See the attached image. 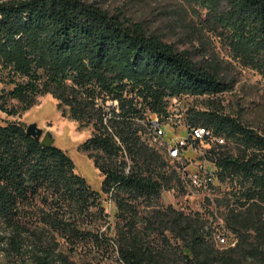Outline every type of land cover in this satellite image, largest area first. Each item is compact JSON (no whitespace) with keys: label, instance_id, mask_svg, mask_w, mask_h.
<instances>
[{"label":"trees","instance_id":"1","mask_svg":"<svg viewBox=\"0 0 264 264\" xmlns=\"http://www.w3.org/2000/svg\"><path fill=\"white\" fill-rule=\"evenodd\" d=\"M179 1L181 21L187 7L206 9L202 27L264 73V0ZM233 60L92 1L0 0V110L21 116L51 94L62 115L93 128L81 149L103 177L94 189L66 149L20 120L0 122V264H264V122L215 99L237 83ZM183 95H208L187 123L225 137L208 152L214 195L202 212L162 201L186 192L187 178L146 138L152 115Z\"/></svg>","mask_w":264,"mask_h":264},{"label":"rangeland","instance_id":"2","mask_svg":"<svg viewBox=\"0 0 264 264\" xmlns=\"http://www.w3.org/2000/svg\"><path fill=\"white\" fill-rule=\"evenodd\" d=\"M100 6L115 11L123 10L126 14L137 21H143L152 31L160 34L168 41L176 42L182 46H195L206 49L207 55L214 61L226 62L233 60L231 55L223 47L221 38L202 27L201 18H204L206 9L194 11L187 7L188 14L184 21L180 20L182 9L179 0H87ZM197 28V33H193ZM231 74L237 78L233 89L219 94L215 99L225 107L228 113L243 112L248 122L259 124L264 122V73L251 67H246L233 60L230 66ZM0 81V89L3 87ZM57 99L51 94L41 96L37 104L24 111L21 116H9L0 110V122L5 120H20L26 127L32 122H37L43 128L44 133L51 131L55 137V144L66 149L76 163L77 171L87 178L91 186L101 190L102 174L95 166L93 159L81 149V144L92 135L93 128L83 126L78 121L62 115L57 106ZM209 102L208 95L192 96L183 95L177 100H172L171 111L175 118L187 121L186 115L189 108L204 110ZM163 125L171 131V125L163 120ZM176 129V128H175ZM182 128L176 129V132ZM211 144L201 143V149H207L206 153L198 154L194 151L187 153L191 156L189 170L194 172L200 165L213 166L209 157ZM170 160V159H169ZM175 166L171 159L169 162ZM213 195V194H212ZM103 204L114 224L116 205L105 193L102 195ZM207 191L195 190V193L184 192L179 189H168L162 194V201L165 204H172L177 208L185 210L204 211L207 205Z\"/></svg>","mask_w":264,"mask_h":264},{"label":"built area","instance_id":"3","mask_svg":"<svg viewBox=\"0 0 264 264\" xmlns=\"http://www.w3.org/2000/svg\"><path fill=\"white\" fill-rule=\"evenodd\" d=\"M179 98L174 96L171 98V101ZM169 109L171 110L170 107ZM163 120L172 124L170 127L171 131L163 125ZM175 128H182V131L176 132ZM146 138L149 144L158 149L165 157L167 149L171 148L172 145H186L188 147V153L194 151L198 154H204L207 152V149H201V143L207 142L208 145L211 144L210 149L213 145L225 143V137L217 134L213 129L197 124H188L187 121H181L175 118L173 111L166 117L153 114L151 128ZM190 162L191 156L187 155L181 159L180 163H174L187 178V191L195 193V190L200 188L206 190L208 196H213L212 186L215 183L214 172L209 170L208 166L204 164L200 165L194 172H191L188 168Z\"/></svg>","mask_w":264,"mask_h":264},{"label":"water","instance_id":"4","mask_svg":"<svg viewBox=\"0 0 264 264\" xmlns=\"http://www.w3.org/2000/svg\"><path fill=\"white\" fill-rule=\"evenodd\" d=\"M27 132L41 139L42 143L49 146L55 144V137L51 131L44 133L43 128L38 126L37 122H32L27 125Z\"/></svg>","mask_w":264,"mask_h":264},{"label":"bare ground","instance_id":"5","mask_svg":"<svg viewBox=\"0 0 264 264\" xmlns=\"http://www.w3.org/2000/svg\"><path fill=\"white\" fill-rule=\"evenodd\" d=\"M187 153L188 147L186 145H172L166 151V158L172 159L175 163H180L181 159L187 156Z\"/></svg>","mask_w":264,"mask_h":264}]
</instances>
